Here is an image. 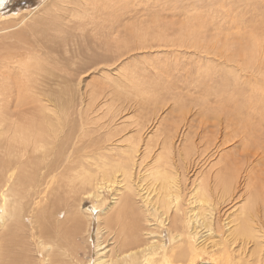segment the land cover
I'll return each mask as SVG.
<instances>
[{
	"label": "rangeland",
	"instance_id": "1",
	"mask_svg": "<svg viewBox=\"0 0 264 264\" xmlns=\"http://www.w3.org/2000/svg\"><path fill=\"white\" fill-rule=\"evenodd\" d=\"M111 15L117 17V24L112 33L107 22ZM30 21L36 22L44 31L49 30L47 44L50 45L53 56L51 57L53 65H50L60 69H51L54 75L50 77L53 89L56 90V85L60 83L56 76L71 75L72 79L75 76L76 80L71 83L74 92L72 95H75L73 99L75 110L71 118L77 122L88 118L87 127L96 132L93 131L94 138H102L108 129L116 130L115 132L118 133L124 130L118 137L119 139L122 137L121 141H115L114 145L105 144L111 148V151L121 150L126 147L123 141L125 133L129 131L125 123L135 128V123L140 122L143 123L142 128L145 119H148L149 127L145 125L141 132L145 140L149 137L154 139L158 131L165 132L177 123L181 113L177 109L176 102L180 100L183 108L188 111L187 136L192 139L200 156L185 157L183 149L187 142H181V132L184 130L181 129L178 131L180 139L175 142L173 151L175 169L190 162L191 169L188 170L193 171L184 176L188 181L191 179L190 182L198 179L195 182L197 184L209 169L212 174L214 173L215 166L221 165L218 162L224 156L223 159L228 158V162L231 161L234 166L242 168L240 174L246 177L248 183L259 192L258 206L259 210L262 209L264 149L255 146L259 142L252 141L247 145L245 140L247 136L239 132L236 127L238 124L232 120V114L219 105L227 104L229 107L241 108L243 116L260 114L258 109L251 106H256L258 96L264 98V0H3L0 4V40L4 39L7 33L12 32L16 24V31L12 32L10 37H14L16 32L26 28ZM142 22H149L148 39H145L144 44L133 42L134 45L126 46L125 43L134 39L137 34H142L137 31ZM151 29L153 33L150 35ZM5 40L10 42L9 38ZM135 46L144 48L136 50ZM90 64L92 66L88 68ZM200 74L203 76L199 77ZM134 82L139 85V90L142 87L141 91L136 89L138 86ZM257 86L262 88L259 89L261 93ZM147 92L150 94L148 95ZM249 102H251L250 106L247 105ZM247 106L249 107L246 108ZM209 109L212 111L210 112ZM77 110L81 111L80 119ZM263 114L261 110V116ZM102 126L103 130L99 128ZM260 132L264 134V129ZM89 141L92 144V140L86 137L78 140L77 145L81 150H74L81 154V158L89 154ZM95 152L91 150V153ZM192 159L194 164L191 162ZM89 162L92 164L91 161ZM80 165L81 163H77L74 167V164H71L70 170L65 174L73 179L85 169L92 168L96 173L95 167H80ZM212 167L215 169L211 170ZM143 168L144 164L140 167V176L144 173ZM184 171L182 168L181 171H177L181 193L179 200L183 205L184 202L189 203V197L183 196L187 185L185 182L186 186L179 183ZM194 171L197 172L196 177ZM146 174L147 171L144 175ZM193 178L195 179L192 180ZM100 179L101 177L99 181ZM146 180L142 182L141 194L147 195L153 204L156 196L151 191L150 178ZM75 183L76 181L70 186H74ZM244 190L241 189V193H237L236 197L239 195L242 197ZM93 192V188L81 186L79 196H67V210L69 208V211L73 212L74 204L76 202L78 204L79 199L80 204L76 206L80 208L81 215L85 214L86 217L80 219V227H77V234L71 240V244L67 242L60 244L64 252L60 258L65 259L63 263L96 264L100 260L108 262L115 259L117 250H114L120 248L117 238H114L115 234L113 238L108 235L104 223L96 218L111 207L112 192L102 190L97 199L94 198ZM240 201L236 207L240 206L242 203ZM223 205L224 207L213 211L214 226L218 231L220 221L230 220L226 215L234 213L231 205ZM146 206L148 204L143 201L141 205L140 198H136L134 207L139 215L140 209H146ZM185 208L184 205L182 209ZM59 215L61 216H56V219L62 222V216L66 218L68 214ZM191 215L192 213H187V216ZM101 219L103 220V217ZM153 219L157 217L153 216ZM153 222L148 225L152 224V230H155L156 221ZM145 224L143 218L142 226L144 225L143 228L147 230ZM157 233L158 237L154 238V243L159 240L169 243L166 230ZM194 233L197 234L196 245L206 249L205 253L200 252L196 264L264 262L263 260L256 262L257 258L249 257L250 251L254 250V244H258L255 239L246 237L248 245L242 247L243 249L237 244H231L232 247H229V243L227 247L231 259L221 262L217 252L211 250V246L217 243L219 238L208 234L206 228L195 230ZM227 234L226 232L223 236L226 239L229 238ZM258 236L264 250V230L258 233ZM135 251L140 252L139 249ZM113 253L114 255L110 256ZM263 256L264 254L261 257ZM144 259L145 264L158 262L154 255H145Z\"/></svg>",
	"mask_w": 264,
	"mask_h": 264
},
{
	"label": "bare ground",
	"instance_id": "2",
	"mask_svg": "<svg viewBox=\"0 0 264 264\" xmlns=\"http://www.w3.org/2000/svg\"><path fill=\"white\" fill-rule=\"evenodd\" d=\"M2 1L0 0V4ZM36 18L40 20L39 17ZM107 22L112 33L117 24V17L111 15ZM16 26L12 27V32L16 31ZM148 28L149 22H142L137 29L142 34H137L125 45H134L133 42L144 44L145 39H148ZM12 32L0 40V264H67L63 263L65 259H60L64 255L60 244H71L77 234L76 229L80 227L79 224L85 216L84 213V216L81 215L80 208L76 206L80 204L79 199L78 204H74L73 212L69 211V208L67 210V196H79L81 186L93 188L95 199L99 198L102 190L112 192L111 207L96 218L104 223L108 235L113 238L115 234L114 238H117L120 248L114 250H117L115 259L108 262L100 260L96 264H145V255H154L158 261L156 264H196L200 252L205 253L206 249L196 245L197 234L194 232L204 228L208 234L219 238V241L211 246V250L217 252L221 262L231 259L227 245L230 243L229 247H232L231 244H237L243 249L242 247L248 245L246 237L255 239L258 243L254 244V250L250 251L249 257L257 258L256 262L264 261V256L261 257L264 254L263 244L258 236V233L264 230V206L259 210V192L240 174L242 168L234 166L231 161L228 162V158L221 157L218 162L221 165L215 166L216 169L211 168L215 169L214 173L209 169L197 184L195 182L198 179L193 178L192 180H195L190 182L191 179L188 181L184 176L193 171L188 170L191 169V163L183 164L181 168L185 171L182 172V180L179 179V183L187 185L183 196L189 197V203L184 202L186 208L182 209L184 205L179 200L181 193L177 180V171H181V168L175 169L176 162L173 157L175 142L180 139L178 131L184 129L181 132V142H187L183 149L185 157L200 156L192 139L187 136L188 111L183 108L182 101L176 102L181 115L177 123L168 130L158 131L154 139L149 137L145 140L141 130L150 120L145 119L142 128L143 123L140 122L135 123V128L125 123L129 128L123 141L126 147L111 151L105 144L114 145L115 141H121L122 137H118L124 130L118 133L108 129L102 138H94V130L87 127L88 118L80 122L71 118L75 110V95H72L74 92L71 83L76 80L75 76L73 79L71 75L56 76L60 83L56 85V90L53 89L50 77L54 75L51 69H60L51 67L53 56L50 45L47 44L49 30L44 31L36 22L30 21L29 25L16 32L14 37H10ZM101 33L104 34L103 31ZM152 33L151 29L150 35ZM36 37L38 38L35 39ZM6 38L10 39L9 43ZM143 48L134 47L136 50ZM90 66L92 65H88V68ZM134 84L138 86L136 89L141 91L142 87L140 86L139 90V85L136 82ZM257 87L261 93V87ZM217 101L220 102L218 99ZM250 103L247 105L250 106ZM255 105L251 107L258 109L259 115L243 116L241 108L229 107L227 104L219 106L232 114V120L238 124L236 127L239 132L247 136L248 140L244 137L247 145L252 141L259 142L255 146L264 149V134L260 132L264 129V114L261 116V110L264 112V98L258 96ZM77 113L80 119L81 111L77 110ZM99 128L104 129L103 126ZM185 131L187 132L184 133ZM162 133L164 134L161 137ZM82 137L92 140V144L89 141L90 151L88 150L89 154L85 158H81V154L74 150H81L77 143ZM91 150L96 152L93 154ZM262 154L264 155V152ZM191 162L194 164V159ZM77 163H81L80 167H95L96 173L90 168L80 172L77 177L70 178L65 172L70 170L71 164L75 167ZM143 164V171L148 174L143 173L140 176L139 171ZM194 174L196 177L197 172ZM147 178H150L151 191L156 196L153 204L147 195L141 194L142 182ZM75 181V185L70 186ZM241 189H245L244 196L236 197L237 193H241ZM136 198H140L141 205L143 201L148 204L146 209H140V215L134 207ZM238 201L242 203L236 207ZM223 204L231 205L234 213L226 215L230 220L220 221L218 231L214 226L213 211L224 207ZM187 213L192 215L187 216ZM59 214L68 215L66 218L62 216L61 222L56 219V216H61ZM90 216L92 217V213ZM153 216L157 219L154 220ZM143 218L148 231L142 226ZM153 221H156L155 230L159 231V234L163 230L167 231L168 244L163 240L153 242L154 238L158 237V233L152 230L153 225H148ZM226 232L228 239L223 237ZM137 249L140 250L139 253L135 251ZM113 255L114 253L110 256ZM152 263L153 261L147 264Z\"/></svg>",
	"mask_w": 264,
	"mask_h": 264
}]
</instances>
